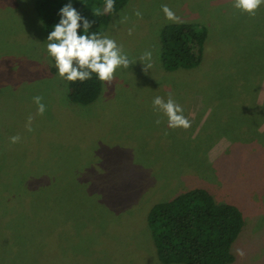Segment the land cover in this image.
Returning <instances> with one entry per match:
<instances>
[{
    "label": "rangeland",
    "instance_id": "rangeland-1",
    "mask_svg": "<svg viewBox=\"0 0 264 264\" xmlns=\"http://www.w3.org/2000/svg\"><path fill=\"white\" fill-rule=\"evenodd\" d=\"M234 3L129 0L102 37L131 64L82 106L51 72L34 0H0V264H165L149 213L196 188L244 215L232 264H264V3L255 15ZM175 23L208 30L196 68L163 66ZM157 96L191 126L169 128Z\"/></svg>",
    "mask_w": 264,
    "mask_h": 264
},
{
    "label": "trees",
    "instance_id": "trees-1",
    "mask_svg": "<svg viewBox=\"0 0 264 264\" xmlns=\"http://www.w3.org/2000/svg\"><path fill=\"white\" fill-rule=\"evenodd\" d=\"M69 2L92 22L80 34L96 33L102 37L115 14L129 0H114L111 12L93 15L97 8L104 12L106 0H34L35 10L48 36L59 23V10ZM208 38L206 27L197 24L167 25L161 33L162 62L169 71L193 69L201 65ZM52 58V57H51ZM51 72L58 74L52 58ZM104 81L95 73L83 82H69V99L82 106L95 103L101 96ZM149 227L160 261L165 264H232L236 260L234 245L240 237L245 219L235 205L220 204L206 189L196 188L171 201L153 206L148 216Z\"/></svg>",
    "mask_w": 264,
    "mask_h": 264
},
{
    "label": "clouds",
    "instance_id": "clouds-1",
    "mask_svg": "<svg viewBox=\"0 0 264 264\" xmlns=\"http://www.w3.org/2000/svg\"><path fill=\"white\" fill-rule=\"evenodd\" d=\"M264 0H235L234 7L246 12L249 15H255L256 10ZM114 8V0H106L104 12L99 8L95 10L93 15H102L111 12ZM162 10L168 20L176 21L175 13L167 6L163 5ZM59 23L54 25V30L47 37V53L55 60V67L59 76L70 82L77 80L83 82L91 78V74L95 73L99 80L111 84L114 80V74L117 68L123 66L128 68L131 62L128 57L123 54L122 47L118 46L115 40L108 37H100L96 33L80 34L79 29L82 27L85 33L92 27V22L81 14L72 6V3L64 5L59 10ZM139 16L140 13L138 12ZM131 34V32L129 33ZM151 53L146 52L141 59H150ZM148 67H151L149 64ZM42 97L33 98L38 106V113L43 115L46 108L42 103ZM153 106L158 108L168 118L169 128H189L190 121L183 115V108L177 104L171 96L168 100L162 97H155ZM32 117L28 118V130L31 129ZM160 123L159 120L156 121ZM19 136L11 137L12 143L19 142ZM243 255V252L240 253Z\"/></svg>",
    "mask_w": 264,
    "mask_h": 264
}]
</instances>
